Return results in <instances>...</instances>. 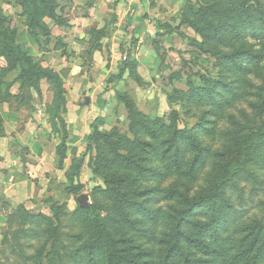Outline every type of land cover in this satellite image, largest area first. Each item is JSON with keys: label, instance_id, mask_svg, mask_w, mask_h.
Returning a JSON list of instances; mask_svg holds the SVG:
<instances>
[{"label": "rangeland", "instance_id": "rangeland-1", "mask_svg": "<svg viewBox=\"0 0 264 264\" xmlns=\"http://www.w3.org/2000/svg\"><path fill=\"white\" fill-rule=\"evenodd\" d=\"M103 3L107 4L104 15L100 11ZM117 3V0L115 4L112 0H58L64 24L45 17L49 32L39 31L32 36L20 0H0V15L6 26L16 30L17 41L41 67L60 75L65 91L62 101L55 86L46 80L37 89L24 88L16 80V71L4 72L5 61L3 58L0 61V84L3 83L4 91L0 99V264H50V258L55 264H86V249L93 239L90 220L93 207L107 218L118 237L127 239L134 252L148 250V263L158 264L168 231L164 213H169L173 203L155 202L151 207L154 218L138 213L139 222L137 219L135 225L122 222L106 192L104 178L91 168L86 148L92 124L101 116V130L116 129L120 134L131 135L132 112L125 100L128 98L135 110L150 121L158 119L166 125L174 122L180 128L190 127L196 125L202 114L208 115L217 107L201 103L197 94H191V84L203 87L208 79L224 77L234 84L237 79L239 85L250 79L255 86H264V60L251 73L242 72L240 78L235 77L238 69L237 73H231L216 55L198 47L195 40L200 41L201 37L182 22L183 12L189 7L207 6L212 0H146L144 11L125 18L115 35L121 21L115 11ZM249 5L250 10L257 12L258 3ZM239 42L231 47L220 45V52L229 54L238 49L264 52L262 35L255 39L248 35ZM263 102L264 90H246L235 107L228 110L236 116L235 121L251 125L264 119ZM217 115L210 118L216 120ZM225 116L219 120L224 129L238 127ZM63 120L68 132V152L61 164L56 149L64 134ZM164 134L168 137L167 131ZM149 137L154 139L152 135ZM200 138L213 151H222L229 144V137L223 140L201 133ZM146 153L141 150L139 155ZM263 155L264 146L259 157ZM150 156L146 166L163 170L153 159L152 151ZM81 158L83 165L76 171L75 162ZM110 170L129 179L127 185H139L143 191L151 190V194L155 189L172 188L188 180L169 171L159 177L158 170L147 173L119 165ZM215 170L208 160L204 170L197 174L193 191H202ZM260 180H264V169L257 170L253 180L241 179L237 188L229 190L237 210L244 212L232 217V230L237 232L241 225L264 215V182L259 183ZM157 194L163 197L166 193ZM81 196L87 197V207L81 205ZM235 235L239 237L241 233ZM78 249L84 259L76 263L72 254ZM212 255L198 252L205 264H226L223 254ZM99 264L105 263L100 260Z\"/></svg>", "mask_w": 264, "mask_h": 264}, {"label": "trees", "instance_id": "trees-1", "mask_svg": "<svg viewBox=\"0 0 264 264\" xmlns=\"http://www.w3.org/2000/svg\"><path fill=\"white\" fill-rule=\"evenodd\" d=\"M249 3L259 4L257 12L250 10L252 5ZM20 5L32 36L39 31L49 32L45 17L64 24L58 12V0H20ZM182 22L191 26L201 37L200 41L195 40L198 47L216 55L219 63L222 62L231 73H237L238 69L239 74L235 77L240 78L242 72L251 73L255 65L260 66L264 60L262 50L255 52L238 49L222 54L219 48L220 45H239V40L248 35L254 39L259 35L264 36V0H212L207 6L189 7L183 12ZM16 34V30L6 26L0 15V61L2 58L5 61L2 65L4 72L16 71V80L24 88L37 89L41 81L46 80L55 86L59 97L64 101V84L60 75L52 69L41 67L17 41ZM238 82L239 79L234 84L221 77L215 81L208 79L203 87L191 84V94H197L201 103L217 106L208 115L202 114L194 126L180 128L174 122L166 125L158 119L150 121L142 112L135 110L134 103L128 98L125 100L132 112L131 135L120 134L116 129L112 132L101 130V116L92 124L86 148L90 154L91 168L94 174L104 178L106 192L114 202L122 222L135 225L137 219L139 222V216H136L138 213L154 218L155 213L151 207L155 202L169 200L173 203L169 213H164L168 220V231L158 264H205V259L198 256V252L210 256L223 254L226 264H264V215L256 216L250 224L241 225L237 232L231 228L232 217L238 216V213L242 216L244 212L237 210L232 196H229V190L237 188L241 179L253 180L257 170L260 172L264 169V155L259 157L264 146V119L243 126L235 121L236 116L228 110L235 107L246 90L262 91L264 86L257 87L250 79L243 81L241 85ZM2 84L0 99L4 92ZM215 114H218L216 120H212L210 117ZM224 116L238 127L229 131L224 129L219 123ZM62 129L64 134L56 149L61 164L66 160L68 152V132L64 120ZM164 130L168 132V137H165L166 134L162 135ZM201 133L222 137L223 140L229 137V144L222 151L210 150L201 140ZM149 135L154 136V139H150ZM141 150L147 153L141 156ZM151 151L153 159H157L163 170L146 166V162L151 159ZM208 160L216 170L210 175L202 191H193L197 174L204 170ZM82 165V158L76 160V171ZM116 165L147 173L158 170L159 177L169 171L174 175L186 176L188 180L180 181L178 186L172 188L168 186L158 189L159 191L155 189L154 194H151V190L143 191L138 188L139 185H127L126 181L129 179L120 178L110 170ZM262 182L264 180L259 183ZM157 192L166 194L161 197ZM96 209L92 208L93 215L90 217L93 239L86 249L88 257L82 258L83 255L79 252L81 249H78L72 254L76 263L84 259L86 264H99L100 260L105 264H149L148 250L134 252L126 243L127 239L118 237L112 230L111 223ZM84 211L90 213L88 209ZM157 211L163 215L161 209ZM54 228V236H57V227ZM237 233H241V236L236 237ZM50 264H55L53 258H50Z\"/></svg>", "mask_w": 264, "mask_h": 264}, {"label": "crops", "instance_id": "crops-1", "mask_svg": "<svg viewBox=\"0 0 264 264\" xmlns=\"http://www.w3.org/2000/svg\"><path fill=\"white\" fill-rule=\"evenodd\" d=\"M112 1L115 4V0H112ZM117 1H118V3L115 5L116 6L115 11L119 16H121V17H119L121 19V21L118 24L119 28L116 29V31H114L115 35H117L119 30H121L122 23L126 20L125 18H129L130 16L136 17L139 13H141V11H144L145 6H146V3H145L146 0H117ZM125 6H127L128 8L127 7L125 8ZM100 11H102L103 15L106 14V12H107V4L106 3L102 4ZM137 21H139V20H137Z\"/></svg>", "mask_w": 264, "mask_h": 264}, {"label": "water", "instance_id": "water-1", "mask_svg": "<svg viewBox=\"0 0 264 264\" xmlns=\"http://www.w3.org/2000/svg\"><path fill=\"white\" fill-rule=\"evenodd\" d=\"M80 203L82 206L87 207L88 203H87V197L86 196H81L80 197Z\"/></svg>", "mask_w": 264, "mask_h": 264}]
</instances>
